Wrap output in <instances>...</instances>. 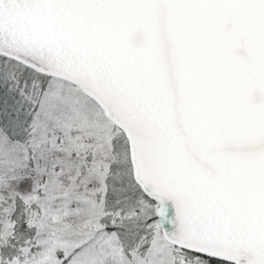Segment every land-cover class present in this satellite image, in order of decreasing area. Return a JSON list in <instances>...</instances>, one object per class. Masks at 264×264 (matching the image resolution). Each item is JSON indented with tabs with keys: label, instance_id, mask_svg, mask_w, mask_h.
I'll use <instances>...</instances> for the list:
<instances>
[{
	"label": "snow or ice",
	"instance_id": "obj_1",
	"mask_svg": "<svg viewBox=\"0 0 264 264\" xmlns=\"http://www.w3.org/2000/svg\"><path fill=\"white\" fill-rule=\"evenodd\" d=\"M0 264H264V0H0Z\"/></svg>",
	"mask_w": 264,
	"mask_h": 264
}]
</instances>
